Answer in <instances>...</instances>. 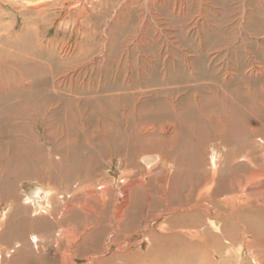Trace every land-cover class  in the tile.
Masks as SVG:
<instances>
[{
	"label": "rangeland",
	"instance_id": "rangeland-1",
	"mask_svg": "<svg viewBox=\"0 0 264 264\" xmlns=\"http://www.w3.org/2000/svg\"><path fill=\"white\" fill-rule=\"evenodd\" d=\"M129 66L132 68L129 69ZM128 83L144 91L137 102L138 110L163 113L166 117L163 123L170 121L177 125L175 133L181 136L184 149L196 147L201 163L197 171L202 177L211 176L215 170L214 159L219 156L217 168L221 170L219 177L222 178L228 168L226 156L238 153L240 158L235 159L233 164H246L248 177L244 184V198L239 199V191L228 197L237 199L234 204L236 210L245 214L249 202L257 205L264 203V0H155L151 5L149 0H0V128L9 129L8 135L0 131L4 150L13 149L12 141H23L35 147L37 129L34 131V128L28 127L24 134L14 128L17 129L16 124L25 125L37 117L44 118L66 130L61 139L79 146L90 143L95 149L93 155L98 158L101 154L102 159L88 162V157L84 159L85 151L82 154L84 163L81 161L76 166L65 168L61 165L65 154L53 149L46 139H41L37 148L45 151L42 157L44 170L48 169L49 161H55L58 170L68 174L70 181L50 186L47 182L45 187L38 181L40 185L36 182L30 187L44 188L53 195L65 192L81 195L96 193L104 184L110 189L115 186L114 193L111 195L108 192L104 198L108 200L105 207L101 204L93 207V203L92 206H85L91 218L107 216L105 225L111 227L98 243L96 240L92 243L90 239L83 243L79 240L70 246L59 241L61 236L68 235L69 228L64 230L63 235H59L58 227L37 233L34 222L37 218H32L34 213L29 211L14 215L12 221L16 223L29 219L32 225L27 232L44 238L45 247L41 248L43 252L40 254L45 255L49 264H64L65 251L69 259L67 264H97L115 254L128 255L129 251L146 256L153 248L149 234H160L171 218L165 212V200L161 208L153 211H150L152 209L148 208L147 202L158 195L171 196L172 187L175 193H179V200L187 199L185 187L191 185L175 167L167 165L163 168L164 155L161 152H158L156 161L147 163L145 157L152 155L148 153L151 150L148 139L133 137L130 149L137 155L138 164L130 168L127 167L129 157L124 156L126 153L118 146L110 144L109 148H102L98 144L104 136L97 132L99 127L103 130L108 125L114 126L117 119L122 121L121 136L126 135V116L117 110L111 96L122 94L123 90L116 88ZM190 123L194 127L191 132L188 131ZM114 131L118 132L116 128ZM155 138L167 139L158 133ZM3 153L8 159L6 152ZM35 162L29 160L28 164L32 167ZM11 167L16 170V166ZM79 168L84 174L91 171V176L84 183L75 180ZM169 179L171 185L167 183ZM132 182L137 183L132 185ZM26 184L23 180L17 185L21 197L28 194ZM193 186L196 189L192 197L194 204L198 193L205 192L211 185ZM161 188L165 191L161 192ZM50 192L47 200L51 198ZM74 200V204H79L77 199ZM23 203L28 204L26 198ZM8 204L11 206V203L4 202L0 211ZM203 205L208 206L207 202ZM125 208L136 218L132 221L136 226L130 231L115 234L112 224ZM209 217L204 219L205 226L200 230L209 228L210 233L220 235L214 226L221 230L224 223L215 221L212 214ZM42 218L50 221L49 216ZM247 218L245 216L244 220ZM73 222L80 225V221ZM258 222L264 223L259 219ZM98 224L94 221L83 229L91 233ZM233 225L231 228L234 230L228 239L210 245L208 257L212 264H264V233L262 239L257 238V235L247 234L248 229L240 226L236 219ZM56 234L59 238H55ZM189 239L191 243L196 241V238ZM7 246L1 245L3 254ZM0 258L3 264H13L7 254ZM152 263L147 261V264ZM114 264H121V261ZM199 264H204V260Z\"/></svg>",
	"mask_w": 264,
	"mask_h": 264
},
{
	"label": "bare ground",
	"instance_id": "bare-ground-1",
	"mask_svg": "<svg viewBox=\"0 0 264 264\" xmlns=\"http://www.w3.org/2000/svg\"><path fill=\"white\" fill-rule=\"evenodd\" d=\"M149 1H150V5L154 4V2H155V0H149ZM131 57H132V55H131ZM136 61H138V60H136ZM150 61H152V60H150ZM159 61H160V59H159ZM163 63L166 64L165 62H163ZM163 63H162V65H163ZM136 65H138V64H136ZM123 66H124V64H123ZM143 66H144V63H143ZM175 66H176V64H175ZM131 68H132V66H129V69H131ZM137 68H139V67H137ZM153 69H155V68H153ZM78 71H80V69ZM138 71H140V70H138ZM66 74H69V73H66ZM75 74L77 75V72ZM166 75H167V73H166ZM242 75H243V72H242ZM53 76H55V74ZM142 76H144V75H142ZM199 76L201 77L202 75H199ZM120 77H118V79ZM197 78H198V76H197ZM51 80L49 79V81H51ZM71 81H73V80H71ZM92 81H93V79H92ZM55 83H56V81H55ZM83 85L87 86V84H85V83ZM98 85H99V83H98ZM100 86H102V85H100ZM190 86H192V85H190ZM104 87H106V85ZM111 87H113V86H111ZM145 87H148V86H145ZM194 87H196V86H194ZM214 87L215 86H213L212 88H214ZM212 88H211V90H213ZM230 88H231V86H230ZM78 89H80V88H78ZM87 89H88V87H87ZM116 89L117 90H119V89L123 90V93L122 94H113L111 97L114 98L112 100L115 101V103L117 105V110L121 114L126 116L127 121H125V125H128V128L126 130L127 132H126L125 137L121 136V128L120 127H121L122 121L119 119H117L116 122H114V126L112 125L109 127V125H108L107 127H105V129L103 128V130H101L102 128L100 126L97 132H100V134H102L104 136H103L101 142H99L98 144L100 146H102V148L104 146L105 147L108 146V148H109L110 144H112L113 146H118L117 148L120 151H124L126 153V154H124V156L129 157V158H127V157L126 158L128 159L127 167L130 168V167H133V166L138 164L136 161L137 155L135 153H133L130 149V145L132 144L133 137H142L143 140L148 139V141H149L148 145H149V148L151 149V150H148V153H151L152 155L147 154V156L145 157L147 163L151 164L154 161H156V159L158 158L157 155H159V153L161 152L164 155L163 156V158H164L163 159V161H164L163 162V165H164L163 168L165 169L167 165H171V166L175 167L177 172H179V174L181 173L183 175L184 180H187L186 183L191 185V186L185 187L187 190V192H186L187 193V195H186L187 199L186 200L183 198L179 200V198H177V195L179 193H177V192L175 193V191H174L175 189H173V187H172L171 188L172 192H170L171 196L170 195L167 196L168 198L166 196L164 197V196L158 195V196L152 197L151 200L149 202H147L148 208L151 207L150 209H152V210H150V211H153L159 207L161 208V205H164L163 202L165 200L166 201V205L164 206L165 212H168L171 215V218L168 220L166 225L164 227H162V229H161L162 232L160 234H157V235L155 233L149 234V238H152L153 248L150 249V252L148 255H146V256L135 255V254L131 253V251H129L128 255L115 254L111 257L112 260L106 259L107 261L98 262L97 264H112V263L114 264V262L117 263L120 261H121V264H147V261L153 262L152 264H199V262L202 260H204V264H212V260L208 257L210 245L211 244H215V245L220 244V243H222L223 240L228 239L231 236V234L234 230L231 227L234 226L233 221L235 219L240 226H244V227H246V229H248L247 234H253V236L257 235V238L262 239V237H263L262 235L264 233V223L261 222V224H260V222H258V219L260 221H264V213H263L264 212V203L261 205L260 204L257 205V203L255 204V203H251V202L248 203L247 202L249 204V206L247 207L248 212L244 211L245 214H243L241 211L236 210L234 207V204L236 203L237 199L233 198V197L228 199V197H230V194L234 193L235 191L240 192V198L239 199L244 198L243 196L245 194L244 184H245V181L247 180V177H248V175L246 174L247 165L244 163L233 164V162H235L234 161L235 159L237 160L240 158V157H238V153H234V154L232 153V154H229L226 156V162H227L228 168H227V173L225 176H222V178L219 177L221 170L218 171L217 166H218V161L220 158H219V156H217L214 159V164H213V166L215 167L214 172L211 174L210 177H208L206 175L202 177L200 175V173L197 171L198 168L201 166V163L197 157V155H198V152H196L197 149L195 146L192 148H189V150L184 149V147L181 143V140H180V139H182L181 136H179L175 133V131H176L175 128L177 127V125L171 124L170 121L163 123V121L166 117L164 116L163 113H161L159 111L158 112H147V111H143V109H141V110L137 109V102H139V96L143 95L144 91L141 89L137 90V88L134 87V85H132V83L122 85L121 88L117 87ZM105 90H107V89H105ZM172 90H173V88H172ZM55 91H56V89H55ZM94 91H95V89H94ZM219 93H221V92H219ZM157 94H159V93H157ZM215 94H216V90H215ZM170 95H171V93H170ZM147 96H148V94H147ZM183 96H185V95H183ZM46 98L48 99V97H46ZM42 101H43V99H42ZM183 105H184V103H183ZM38 107H40V106H38ZM181 109H182V107H181ZM185 109H186V107H185ZM104 113L107 114L106 112H104ZM13 114H11V115H13ZM43 115H44V113H43ZM123 122H124V120H123ZM52 123L50 124L47 121V119H44V118L40 119L37 117L35 119V121H31V123H26L25 125L23 123L21 125L16 124L17 129H15L16 128L15 127L14 130H20V131L22 130V132L24 134L28 131V129H29L28 127L34 128V131H36L35 129H37L38 132L36 131V134H34V138L36 140L35 141L36 142L35 147L30 146V143L28 144V143L23 142V141H21V142L12 141L13 142L12 146H14V147H13V149L10 147L11 148V149H9L10 151H7V150H4L5 146L3 147L2 142H0V188H1V190H0V206H2V204L4 202L11 203V206H9V204H8V206L5 209L0 211V256L7 254L9 256V258L12 260L11 262H13V264H49V263H47L46 258L44 257L45 255L42 254L43 255L42 256L40 254L41 252H43L41 250V248L45 247L44 238L42 236H40L39 234H36V233L30 234L29 232H27L30 228V225H32L29 222L30 220L26 218V219H24L23 222L17 221L15 223L14 221H12L15 218L14 215H17L18 213H21V212L22 213H28L29 211H30L29 212L30 214L34 213L32 218H37V220L34 221V222H36V224L35 223L34 224L36 226V229L38 230L37 233H41V231H45L46 229H50V228L52 229V228L58 227L59 228L58 233H60L59 235H63L64 230L66 228H69V230H67L68 235L64 234L63 237L62 236L60 237L59 241L62 243H65V244L67 243L70 246L77 244L79 240L83 243V242H86L87 240L90 239V241H92V243L95 240L98 243V241H100L102 239L104 234L105 233L107 234V232H109L108 228H111L109 224L107 226L105 225V222H106L105 217H107V216L104 217V215H103V216H96L95 219L91 218V214L88 212V210L85 208V206L86 205L92 206L91 204L93 203V207H98V204L104 205V207H105L108 204V200L104 199V198L107 196L108 192L109 193L111 192L110 193L111 195L114 193V189H115L114 185L111 186V189H113L112 191L110 189V186H108L107 184H104L98 190L99 192L97 191L96 193H82L81 195H75L72 192L71 193L65 192V194L64 193H58L56 195H53L54 194L53 192H50L49 190H45L44 188H41L38 186H36L34 188L30 187V185H34L32 183H36V182H37L36 184L41 182L42 183L41 185H43L45 187V185H47V182H49L48 185L50 186L52 183H57V182H61V183L66 182L67 183L70 181L69 180L70 177L68 174H65V173L62 174L61 169L58 170V168H57L58 166H57V163L55 161H49L48 169L44 170L45 168L42 165L43 164L42 157H43V154L45 151L41 148H39V149L37 148L38 147L37 145L40 144L39 141H41V139H46L48 141V143L50 145H52L53 149L56 148L57 151L60 150V151H62V153L65 154L64 160L61 163V165H63L62 167H65V168L76 166L79 162L83 161V158H82L83 155L82 154L85 151H87V152H85L86 154H84L85 155L84 159L88 157L87 158V160H89L88 162H90V161L99 162L102 159L101 154H99L98 158H97V156L93 155L95 149L92 148V144H90V143H88L87 145H84V146H79V145H76L74 142H71V141L67 142V139H65V140L61 139L66 134V130H64V128L62 126L54 125ZM230 123H232V122H230ZM40 128L42 131L39 132ZM114 128L117 129V131H118L117 133L114 131ZM193 128L194 127H193L192 123H190L188 126V131L191 132L192 130H194ZM214 129H215V127H214ZM8 130L7 129L4 130V128L3 129L0 128V131H2L3 133H4V131L6 132L5 135H8V132H9ZM16 132H18V131H16ZM216 132H218V130ZM157 133H158V135H165L167 137V139L164 140V139H160V138H155V135ZM193 135H194V132H193ZM2 137H3V135H1V133H0V139ZM12 137H14V136H12ZM94 138H97V136ZM11 139H14V138H11ZM59 140H63V142L59 141ZM87 140H89V137L87 138ZM26 141H28V140H26ZM3 151L6 152L8 159H9V156L11 155L10 160H9L11 163L9 162V164H7L8 159H6V157L4 156ZM79 152L81 154H79ZM35 153L38 155H34ZM29 160L30 161L34 160L37 163L35 162V164L32 167H30V165L28 164ZM84 162H85V160L83 161V163ZM169 162H170V164H169ZM219 163H220V161H219ZM11 164H13V165H11ZM11 166H16V170L12 169L13 167H11ZM3 167H7V168L2 169ZM8 167L11 168L12 170L9 169ZM127 171H128V168H127ZM90 173H91V171H89L87 174H84L83 169L79 168L76 171L75 180L77 182L80 181V182L84 183L91 176ZM12 178L14 180H11ZM121 179H124V178L122 177ZM176 179H178V177H176ZM23 180L27 182L26 192H28V194H25L24 196L21 197L17 192V188H18L17 185L20 181H23ZM172 182H173V180H172ZM136 183L132 182V185H135ZM167 183H169V185L172 184L170 179L168 180ZM205 183L210 184L211 186L205 192L204 191L199 192L198 197L196 198V202L193 204L192 203V201H193L192 197L194 196V194L196 192V189L194 188L193 185L196 186V185H202ZM38 185H40V184H38ZM105 185H107V186H105ZM174 185H178V184L175 183ZM140 187L142 188V186H140ZM161 189H159L161 192H163V190L165 191L164 188H161ZM48 192H50V194H52L50 200L46 199ZM70 194H71V196H69ZM250 195H252V194L250 193ZM175 196H176V198H175ZM68 197H70V198H68ZM236 197L238 198V196H236ZM25 198L27 199L28 204L23 203V201H25ZM74 198L78 200L79 204H74V203H76L75 200L72 201ZM143 198H145V196ZM221 198H222V200H218ZM174 200H178L179 202L174 201ZM70 201H72V202L70 203ZM220 201H222V202H220ZM203 202H207L208 206L205 207L203 205ZM95 203H97V205ZM133 203H135L134 200H133ZM8 207H9V210H7ZM130 209H131V206H130ZM106 211H108V209H106ZM106 211H105V213H106ZM109 213H110V211H109ZM148 214H149V212L147 213V215ZM150 214H152V213H150ZM211 214L214 216L213 218H215L214 219L215 221L224 223V226L221 230L219 227L214 226V228L216 230L220 231V235H217V232L215 234L210 233L208 231L209 228H208V230L207 229L206 230H203V229L200 230V228H204V226H205L204 219L206 217H209ZM44 216H49L50 221L48 222V221L44 220V218H42ZM245 216H246V218L248 217L249 219L251 217H253V220L249 221V219L247 218L245 221L244 220ZM134 219H136V218L133 216L132 213L128 212L127 208L122 210L120 213H118L116 219H114L115 224H112V229H114V233L117 234V233H121L124 230L125 231L132 230L133 227L136 226V223L132 222ZM73 220L80 221V225H77V223L73 222ZM94 221L99 223L97 228L95 230H93L91 233H87L86 232L87 229H83V227H86V228L89 227V225L91 223L93 224ZM215 221L212 222V225H214ZM13 222H14V224H13ZM70 228H73L72 231L70 230ZM57 235L58 234H56L55 238L58 237ZM258 235L260 237H258ZM189 238H196V241H194V243L193 242L191 243V242H189V240H190ZM262 240H264V239H262ZM3 244L6 246L12 244L13 246H7L6 250L3 254L2 249H1V245H3ZM90 246H91V244H90ZM95 247H96V245H95ZM30 249H32L34 251V253L31 252ZM124 249H122V250H124ZM60 250H62V249L60 248ZM92 250H94V249H92ZM94 252H95V250H94ZM36 255H39L37 259H36ZM63 259H64L63 263L67 264V262L69 260L67 258V251H65V256ZM0 264H3V260L0 261Z\"/></svg>",
	"mask_w": 264,
	"mask_h": 264
}]
</instances>
